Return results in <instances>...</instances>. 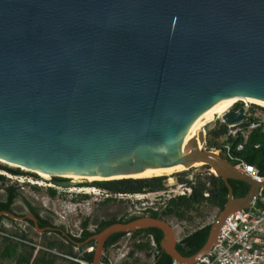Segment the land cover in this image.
Masks as SVG:
<instances>
[{
	"label": "water",
	"instance_id": "95a60500",
	"mask_svg": "<svg viewBox=\"0 0 264 264\" xmlns=\"http://www.w3.org/2000/svg\"><path fill=\"white\" fill-rule=\"evenodd\" d=\"M239 98L264 104V0H0V160L60 189L73 188L64 176L140 179L199 165L228 188L195 255L177 251L168 222L145 218L97 235L90 264L115 233L147 228L181 264L214 248L262 187L203 148ZM247 121V106L222 117L232 128ZM231 180L248 193L235 198Z\"/></svg>",
	"mask_w": 264,
	"mask_h": 264
},
{
	"label": "trees",
	"instance_id": "16d2710c",
	"mask_svg": "<svg viewBox=\"0 0 264 264\" xmlns=\"http://www.w3.org/2000/svg\"><path fill=\"white\" fill-rule=\"evenodd\" d=\"M227 133L228 127L225 124L220 126L219 129L210 130L208 134L212 135V137H214V140H208L209 149L212 146H219L221 148L223 144L216 140L221 139ZM231 144L232 152L237 158L243 160L245 164L257 168L260 173L264 175V134L261 130L252 131L248 137V141L245 144L243 139L240 137L232 139ZM239 144H244L243 150L241 151L236 150ZM16 171L18 172V174L20 173V170ZM167 179L168 177L163 176L140 179L127 178L111 181L104 180L96 181L95 183H92L91 185L89 184L87 186H94L102 191H108L111 194H147L166 190L167 187L165 185V181ZM179 182L180 184H186L187 186L192 187V194L190 196H178L171 198L161 206L160 211L153 213L155 217L160 218L161 216H163L174 218L179 221L188 220L194 223L196 218L194 214L202 215V211L204 210V208H215L222 211L227 205L229 194L228 188L225 185L224 181L214 174L209 175L208 178H206V180L204 181H196L195 184H193V181L184 178H180ZM0 183L2 184V187H4L6 179L4 177H0ZM230 184L233 188L235 198L244 197L250 189V187L244 182L231 180ZM5 193L7 195V201L6 203H0V211L4 210L7 212H12V206L14 205L16 200L22 198L21 194L19 193V190L15 188L5 189ZM206 193L209 194L208 197H205ZM50 194L52 198H55L56 195L54 191L50 190ZM211 225L212 224H209L203 228H199L190 235L186 236L182 240V242L178 246H176L177 251L181 255L186 257L193 256L198 253L204 247L208 240ZM147 231L148 233H151L153 235V241L157 246L156 249L158 251V254L156 255L155 264H172V260L160 248V242L163 233L155 229H149ZM155 232H157L158 235L155 234ZM87 236L88 234L85 233L82 239H85ZM121 236L122 234L113 235L107 241L106 249L114 243L118 242ZM56 245L57 244L54 243L48 244L51 249L56 247ZM147 248H149L148 244H142L141 246H139L140 250H144ZM1 256L5 259L13 257L16 259L17 264H30L33 252L27 255L21 254L17 259L18 246L12 243H7L2 249ZM91 256V254H86L84 259H86L87 261H91ZM36 259L37 260H35L33 264H55V259L47 257L46 254H43ZM134 264H140V261L135 260Z\"/></svg>",
	"mask_w": 264,
	"mask_h": 264
},
{
	"label": "built area",
	"instance_id": "2783aa9c",
	"mask_svg": "<svg viewBox=\"0 0 264 264\" xmlns=\"http://www.w3.org/2000/svg\"><path fill=\"white\" fill-rule=\"evenodd\" d=\"M254 130H261L264 134V118L248 114V121L244 125L235 128L228 127V133L221 138L223 144L221 148L219 146L210 147L211 151L222 153L237 172L249 177L262 187L258 197L253 200L249 208L230 215L221 230L218 243L196 264H264V175L257 168L247 165L243 160L237 158L232 152L231 144V140L238 137L242 138L245 144L250 133ZM244 144H239L236 150H243ZM0 177L7 178L14 187L17 184L25 186L27 183L35 188L42 186L40 183H35L33 179L3 171H0ZM50 187L48 186V188ZM185 190L187 192L183 191L174 197L185 196V193L189 196L192 189ZM147 194L109 193L108 195L109 197L140 201ZM208 196L209 194L206 193L205 197ZM179 237L177 234V241L181 242L183 238ZM2 240L13 242L17 238L10 232L0 229V241ZM142 244V240L134 238V232H127L118 243L111 245L102 252L98 264H134L135 260H139L143 264L149 260V264H155L158 251L154 243H147L149 248L140 250L139 246ZM80 264L90 263L80 262ZM172 264L181 263L172 261Z\"/></svg>",
	"mask_w": 264,
	"mask_h": 264
},
{
	"label": "flooded vegetation",
	"instance_id": "af4514ba",
	"mask_svg": "<svg viewBox=\"0 0 264 264\" xmlns=\"http://www.w3.org/2000/svg\"><path fill=\"white\" fill-rule=\"evenodd\" d=\"M239 108L240 107L235 108L234 111H237ZM0 171L9 173V174L15 173V175H19V176H22L28 179H33L36 181L43 180L45 182H48L49 186L55 189H60V188L54 187L52 182H55V183L62 182V180L55 179V178L52 179V181H51V178L43 179L42 177L34 175L32 173H24L20 171V173L18 174L16 170L14 171L13 169H9L2 165H0ZM40 178L42 180H40ZM193 184H195V182H193ZM182 185L185 186V189H188V188L192 189V187L190 186L187 187L186 184H182ZM4 187L6 189L8 188L16 189V187L8 186V185L7 186L4 185ZM77 187L83 188L84 186L79 185ZM0 188H3L1 183H0ZM64 190H67V189H64ZM0 191L3 193V196H4V198L0 199V203H6L7 195L5 193V190L0 189ZM192 192H193V189L191 191V194ZM48 195L51 197L50 189L48 190ZM185 196H188V195L185 193ZM87 200H88L87 196H84V195L79 196L78 199L75 198V201L77 202L78 205H81V202H85ZM111 201L112 200L110 198H107L106 200H104V202H101L100 204H97V205L98 206L101 205V207H106V205L109 204ZM17 203L21 205V207L23 208V212L19 213L15 210V206ZM161 206L162 205H159L158 207H147L144 205L141 211H138L135 213L126 212V213H123L119 217H115L114 215L107 216V214L106 216L101 215L100 217L90 216L89 218H85L83 222L79 223L78 226L74 225L73 226L74 230H73L70 227L67 228L66 225L56 224L55 218H57L58 216L57 212L55 211L51 212L47 208H42L41 205H38L35 202H32L25 198H21V199L16 200V202L12 206V212H7L4 210L0 211V220H1L0 229L10 232L14 237L17 238V240L13 242L12 241H8V242H12L16 245L17 244L21 245L22 248H20L18 251V257H20L21 254L27 255L33 252L32 259H34V261L36 258H39L41 255L46 254L47 257L55 259V264L59 260H63L69 264H80V262L91 263L93 259V252L96 247V240L94 238L97 235H99L101 232H104L106 229L111 227L112 225L127 224L133 221H136L139 219H145V218H154V219L164 220L171 225V223L168 221L169 219L168 217L161 216L160 218H157L154 216L153 213L160 211ZM81 210L82 209H80V212H82ZM6 214L9 216H7ZM34 219H36V222L34 221ZM76 228H78L77 231H75ZM149 229L159 230L157 228H147L143 230L134 231V238L136 239L139 238L140 240L143 241V244L145 245L151 242L154 243L153 235L151 233H148L147 231ZM85 233H87L88 236L85 239H82ZM126 233L119 232L115 234H122V236L119 238V241H120L126 235ZM155 234L158 235L157 232H155ZM163 235H162V238H163ZM176 240H177V236H176ZM181 242L177 241L176 246H178ZM49 243H54L57 245L56 247L51 249L48 246ZM106 243L104 245V250L106 249ZM155 247L157 248L156 245ZM104 250H102V252H104ZM86 254L92 255L91 261H87L86 259H84Z\"/></svg>",
	"mask_w": 264,
	"mask_h": 264
},
{
	"label": "rangeland",
	"instance_id": "374dc122",
	"mask_svg": "<svg viewBox=\"0 0 264 264\" xmlns=\"http://www.w3.org/2000/svg\"><path fill=\"white\" fill-rule=\"evenodd\" d=\"M241 106H247L248 108V114L253 116H259L264 118V108L261 106H256L255 104H247L244 103H238L236 104L231 110H234L237 107ZM224 123L222 122V118L218 119L216 121V125L214 129H219L220 126H222ZM207 141L203 145L204 149H209L208 140H214V137L212 135L206 134ZM216 141L221 142L222 139H217ZM210 150V149H209ZM2 165V164H0ZM4 167H7L5 165H2ZM9 169H13L10 167H7ZM14 170V169H13ZM16 170V169H15ZM23 172V171H21ZM212 174L211 170L207 167H195L187 171H180L177 173H174L170 176H168V179L170 181V186L161 192L157 193H149L146 196H144V199L140 201H133V200H126V199H120L116 197H109L108 191H102L97 187L87 185H91V180H74L70 179V183L73 184V188L67 189V190H61V189H55V188H48L49 184L48 182L43 181H36L33 180L35 183H40L43 186L40 188H35L27 183L25 186L16 185V189L19 190V193L21 194L22 198L28 199L32 202L37 203L38 205H41L42 208H47L51 212H57L58 216L55 218L56 224H62L66 225L67 228H72L74 230V225L78 226L79 223L83 222L85 218H89L90 216L100 217L101 215L106 216H115L119 217L123 213L130 212L135 213L138 211H141L143 206L147 207H158L159 205H163L165 202L173 198L174 195H178L182 193L185 190V186L182 184L177 185V181H179L180 178H184L193 182L196 181H204L208 176ZM5 178V177H4ZM6 179L5 186H12L9 180ZM79 185H85L83 188H78ZM175 185V186H174ZM183 186V187H182ZM23 187V188H22ZM188 187V186H187ZM2 190H5L6 188H0ZM52 190L56 193L55 198H51L48 195V190ZM81 190V191H80ZM93 191V192H86V191ZM187 192V191H186ZM84 195L87 196L88 200L85 202H81V205H74L73 201H75V198L78 199L79 196ZM4 198L3 193L0 191V199ZM107 198H110L112 201L106 205V207H101V202H104ZM80 209H82L80 212ZM15 210L19 213L23 212V208L19 203L16 204ZM220 214L219 209H209L204 208L202 211V215H196L194 214L195 222L192 223L188 220L185 221H179L174 218H169L168 221L171 223V225L174 227L177 234H179V238H182L189 233H192L193 231L199 229L202 226L215 223L218 216ZM78 228H76L75 231H77ZM4 245L3 242L0 241V264H17L15 258H3L1 256V252ZM22 248V247H21ZM142 256V255H141ZM149 260L145 261V264L148 263ZM56 264H69L63 260H59Z\"/></svg>",
	"mask_w": 264,
	"mask_h": 264
},
{
	"label": "bare ground",
	"instance_id": "6f19581e",
	"mask_svg": "<svg viewBox=\"0 0 264 264\" xmlns=\"http://www.w3.org/2000/svg\"><path fill=\"white\" fill-rule=\"evenodd\" d=\"M235 101L234 102H232L220 115H218L215 119H214V121L215 120H218V119H221L229 110H231L236 104H238V103H244V104H247L248 106H249V104H255L256 106L258 105V106H261V107H263L264 108V104H262V103H259V102H256V101H253V100H249V99H246V98H239V99H234ZM202 131V130H201ZM201 131H199V132H197V138H198V140H199V135H200V132ZM200 147H201V145H200ZM0 163H2V164H4V165H7V166H10V167H13V168H17V169H19L17 166H14V165H11V164H8V163H6V162H4V160H0ZM196 167H201V165H199V166H196ZM23 172H28V173H33V172H31V171H28V170H26V169H21ZM182 171H185V170H182ZM178 172H180V171H178ZM174 173H177V172H173V173H168V174H162V175H154V176H157V177H163V176H165V175H168V176H170V175H172V174H174ZM34 174H36V173H34ZM36 175H38V176H40V177H42L43 179H50V177L49 176H47V175H45V174H41V173H38V174H36ZM154 176H140V177H137V178H151V177H154ZM62 179H74V180H77V179H80V180H86V181H88V180H91V181H94V183L96 182V181H102V179L101 178H96V177H94V178H79V177H73V176H64V177H61ZM47 181H49V180H47ZM43 186V185H42ZM51 188V187H50ZM87 193L88 192H93V191H86Z\"/></svg>",
	"mask_w": 264,
	"mask_h": 264
},
{
	"label": "crops",
	"instance_id": "0c3cea01",
	"mask_svg": "<svg viewBox=\"0 0 264 264\" xmlns=\"http://www.w3.org/2000/svg\"><path fill=\"white\" fill-rule=\"evenodd\" d=\"M220 213H221V211H220ZM220 215V214H219ZM183 221H185V220H183ZM212 224H214V223H212ZM209 225V224H208ZM206 226V225H205ZM205 226H202V227H200V228H203V227H205ZM175 230V229H174ZM196 231V230H195ZM176 232V231H175ZM194 232V231H193ZM192 232V233H193ZM176 234V236H177V232L175 233ZM191 233H189L188 235H190ZM188 235H186V236H188ZM186 236H184V237H182L183 239L186 237ZM1 242H3V245H5V244H7V243H12V242H8V241H1ZM12 244H14V243H12ZM16 245V244H15ZM16 246H18V251H19V249L21 248V245H16ZM20 254V253H19ZM19 257L17 256V259H18ZM35 260H37V259H35ZM35 261H34V259H32L31 260V263L30 264H33ZM123 264H128V263H123ZM130 264V263H129ZM140 264H143L142 262H140Z\"/></svg>",
	"mask_w": 264,
	"mask_h": 264
},
{
	"label": "clouds",
	"instance_id": "9594fccd",
	"mask_svg": "<svg viewBox=\"0 0 264 264\" xmlns=\"http://www.w3.org/2000/svg\"><path fill=\"white\" fill-rule=\"evenodd\" d=\"M15 170V169H14ZM17 170V169H16ZM73 202H75V203H73L74 205H76L77 204V202L76 201H73Z\"/></svg>",
	"mask_w": 264,
	"mask_h": 264
}]
</instances>
